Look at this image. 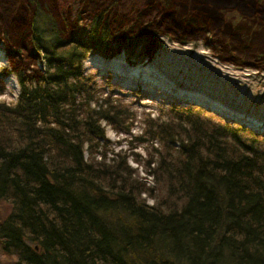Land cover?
<instances>
[{"label":"trees","instance_id":"obj_1","mask_svg":"<svg viewBox=\"0 0 264 264\" xmlns=\"http://www.w3.org/2000/svg\"><path fill=\"white\" fill-rule=\"evenodd\" d=\"M40 1L0 0L19 86L0 101V264H264V145L238 126L149 119L135 137L161 146L147 183L95 156L100 122L127 133L131 113L82 69L90 51L149 58L159 35L210 33L220 61L264 70V30L229 43L264 25V0H48L49 14Z\"/></svg>","mask_w":264,"mask_h":264},{"label":"rangeland","instance_id":"obj_2","mask_svg":"<svg viewBox=\"0 0 264 264\" xmlns=\"http://www.w3.org/2000/svg\"><path fill=\"white\" fill-rule=\"evenodd\" d=\"M39 3L40 8L46 13L49 14L50 10L54 13L52 2L41 0ZM246 19L249 18L246 17ZM221 20L225 30H232L231 24L223 15ZM241 21L246 23L245 20ZM247 22L249 23V20ZM263 26V23H255L252 27L253 32H242V35L235 33L228 42L233 47L245 43L251 35L261 34L264 30ZM157 38L158 46L149 58L143 54L138 56L128 54L127 50L112 52L110 55L90 51L82 61L83 72L92 76L99 95L109 96L126 105L131 113L127 133L116 132L108 124L100 122L103 138L98 139L95 149L98 153L95 156L102 153L106 162L124 158L136 176L151 183L150 177L146 174L145 161L150 155H155V150H159L161 146L154 140L144 137L143 140L137 141L135 137L141 135L147 120L156 117L164 119L171 113L181 116L184 120L189 118L199 122L205 120L212 125L238 126L235 130L237 134L246 139H255L264 145V128L261 127L263 125L254 124V128L241 126L239 123L245 121L238 120L231 112L221 116L210 110L209 104H205L206 106L197 104L195 102L197 98L190 94L169 91L172 96L176 94L182 97L174 100L153 88L155 85L158 86L157 83L151 84L144 79L147 77L144 74L149 72L145 70V67L151 66L154 68L152 72L164 75L176 84L172 87L198 89L205 96L220 104L225 103L228 108L239 114L243 113L242 115L252 121L256 119L260 122L258 124H261L264 123V70L249 66V62L244 60L236 61L239 66L232 62L220 61L210 47L212 45L210 33L183 43L170 40L164 35H159ZM228 42L225 43L228 44ZM135 51L138 52L137 49ZM36 66L42 69L43 63L37 62ZM1 69H6V72L0 75L2 87L0 101L12 104L17 99L19 86L15 75L8 71L9 63L5 43L2 40H0ZM134 71L136 74H133ZM190 96L192 98H189ZM184 97L188 100H184ZM198 101L206 103L202 100ZM171 109H173L172 112H170ZM83 154L86 156L85 150ZM146 201L150 203L147 198Z\"/></svg>","mask_w":264,"mask_h":264},{"label":"water","instance_id":"obj_3","mask_svg":"<svg viewBox=\"0 0 264 264\" xmlns=\"http://www.w3.org/2000/svg\"><path fill=\"white\" fill-rule=\"evenodd\" d=\"M144 75L147 76V77H149V78H152L151 80L158 81L161 86L160 85H158V86L155 85V86H153V88L161 91L164 94L169 95L174 100L181 99L182 97L181 96H176V94L174 96H172L164 88H167L171 92L178 91V92H182L184 94H190L193 97L197 98L196 101H195L197 104H199L201 106H203L205 104H209L210 105V108H211L210 110L217 112L221 116H223L222 114H226V113H230L231 112L233 114V116H235L238 120L245 121L244 123H241V122L239 123V124H241V126L244 125V126H247L249 128H254L255 127L253 121L250 118H248V117H246V116H244L242 114H239V113L235 112L233 109H230L228 107L227 108H223V106L220 103H218L217 101L213 100L212 98H210L208 96H205L198 89L188 88V87H182V86L172 87L167 82H165L160 77V75L156 74V72H147ZM192 96H190L189 98H192ZM178 97H181V98H178ZM184 100H188L187 97H184ZM189 100H192V99H189ZM198 100H202L203 102H206V103H202V102H200ZM260 125H263L261 127L264 128V123L258 124L257 126H260Z\"/></svg>","mask_w":264,"mask_h":264},{"label":"bare ground","instance_id":"obj_4","mask_svg":"<svg viewBox=\"0 0 264 264\" xmlns=\"http://www.w3.org/2000/svg\"><path fill=\"white\" fill-rule=\"evenodd\" d=\"M145 70H148L149 72H152V70H154V68H152L151 66H148V67H145ZM133 74H136V72L134 71L133 72ZM160 75V77L165 81V82H167L169 85H171V86H174V85H176L171 79H169V78H167L166 76H164V75H161V74H159ZM144 79H145V81H147V82H149V83H151V84H153V83H157L158 85H160L159 84V82L158 81H155V80H151L152 78H145L144 77ZM161 86V85H160ZM164 88V87H163ZM147 89H150L149 87H147ZM167 92H169V90L167 89V88H164ZM150 90H152V89H150ZM177 96V95H176ZM214 100V99H213ZM221 102V101H220ZM219 103V102H218ZM222 106H223V108H227V105L225 104V103H222L221 104ZM241 114H243V113H241ZM253 121H254V124L255 125H258L257 123H260L258 120H256V119H253Z\"/></svg>","mask_w":264,"mask_h":264}]
</instances>
